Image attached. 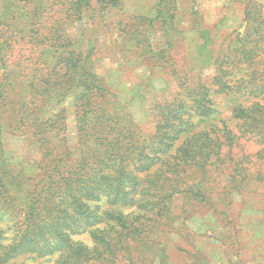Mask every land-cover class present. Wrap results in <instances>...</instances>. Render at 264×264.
Returning <instances> with one entry per match:
<instances>
[{
  "label": "trees",
  "instance_id": "trees-1",
  "mask_svg": "<svg viewBox=\"0 0 264 264\" xmlns=\"http://www.w3.org/2000/svg\"><path fill=\"white\" fill-rule=\"evenodd\" d=\"M90 1L0 0V264H133L174 220L177 195L205 201L226 160L233 187L250 178L239 172L246 157L226 159L238 139L264 148V0L243 1L242 30L207 75L173 70L174 90L148 104L150 132L71 46L65 25ZM175 9L159 0L161 26ZM69 93L74 137L61 107ZM8 135L23 152L5 149ZM84 232L90 244L74 238Z\"/></svg>",
  "mask_w": 264,
  "mask_h": 264
},
{
  "label": "rangeland",
  "instance_id": "rangeland-1",
  "mask_svg": "<svg viewBox=\"0 0 264 264\" xmlns=\"http://www.w3.org/2000/svg\"><path fill=\"white\" fill-rule=\"evenodd\" d=\"M243 1L175 0V20L164 28L157 17L159 0H120L107 8L91 0L81 19L65 28L71 46L89 55L94 73L136 124L150 132L148 104L174 90L173 70L194 81L234 46L235 32L242 30ZM1 73L0 68V82ZM61 107L74 137L72 93ZM3 139L8 152L26 147L20 138ZM262 152L253 139H238L226 159L246 157L249 168L239 172L250 178L233 187L230 174L235 172L225 159L216 177L206 181V200L177 195L171 205L174 220L156 226L155 243L134 252L133 264H264V176L255 179L264 175ZM74 238L91 243L85 232ZM117 264L129 261L122 258Z\"/></svg>",
  "mask_w": 264,
  "mask_h": 264
}]
</instances>
